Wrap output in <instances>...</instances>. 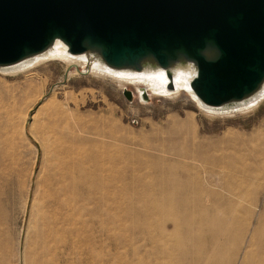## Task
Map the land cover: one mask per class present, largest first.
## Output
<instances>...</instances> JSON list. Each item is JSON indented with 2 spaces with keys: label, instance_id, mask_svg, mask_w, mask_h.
Listing matches in <instances>:
<instances>
[{
  "label": "rangeland",
  "instance_id": "1",
  "mask_svg": "<svg viewBox=\"0 0 264 264\" xmlns=\"http://www.w3.org/2000/svg\"><path fill=\"white\" fill-rule=\"evenodd\" d=\"M66 69L49 60L0 72V264H27L35 251L59 132L95 161L76 159L70 171L57 264H240L255 252L248 242L264 238V151L243 140L264 139V100L224 116L182 91L139 99L126 85L127 99L112 81ZM202 168L212 170L210 184ZM203 221L214 227L199 230Z\"/></svg>",
  "mask_w": 264,
  "mask_h": 264
},
{
  "label": "water",
  "instance_id": "2",
  "mask_svg": "<svg viewBox=\"0 0 264 264\" xmlns=\"http://www.w3.org/2000/svg\"><path fill=\"white\" fill-rule=\"evenodd\" d=\"M55 43L112 72L162 71L167 90L187 72L207 108L245 103L264 86V0H0V71Z\"/></svg>",
  "mask_w": 264,
  "mask_h": 264
},
{
  "label": "bare ground",
  "instance_id": "3",
  "mask_svg": "<svg viewBox=\"0 0 264 264\" xmlns=\"http://www.w3.org/2000/svg\"><path fill=\"white\" fill-rule=\"evenodd\" d=\"M49 60L62 61L65 64V67H69V70H67L68 74L85 73L102 77L114 82L122 89H125L126 85H131L134 89L133 93L135 92L139 99H141L142 89L146 91L147 96L149 97L155 94L172 98L176 97L178 92L182 91L192 97L200 109L211 113L226 114L224 116L251 111L264 100L263 86L257 95L245 103L223 108L203 107L198 101H196L195 97L188 89L187 81L189 74L187 72H176L173 79L174 88L172 90H167L164 85L166 78L162 71L141 74L112 72L93 60L87 61L84 56H72L67 54L63 46L59 43H55L53 49L33 60L17 64L0 72L3 74L21 72L33 67L39 62ZM32 90V86H29L26 89L27 92H32ZM31 118L33 119V116ZM30 123H32V121ZM243 142L259 146L260 151H264V139L251 136L247 140L244 139ZM50 151L51 162L46 176L43 179L41 204L34 230L35 251L30 256L27 264H57L56 259L53 256L56 252V224L59 218V210L65 201V195L69 189L68 177L70 171L73 168L76 159L95 161V157H93L89 151L82 149L81 146L76 144L74 137H71L68 134L65 135L62 132L53 136L50 142ZM201 170L202 172L200 173H204L205 175L204 182L210 184L211 181L208 183V178L213 175L212 170L206 168H202ZM189 175L192 176V174ZM262 179H264V175ZM208 195L209 191L204 195L205 202L208 201ZM261 220L262 219L259 218V221ZM205 225L212 228L214 227V225H210L207 221H203L198 224V229L201 230L202 228H205ZM37 244H39V252L37 251ZM248 244L255 246V252L249 253V251H245V254H247L246 259L245 257L241 259L242 261L240 260V264H264V238H251ZM240 250V247H237V255L240 253ZM233 264H237V262L234 261Z\"/></svg>",
  "mask_w": 264,
  "mask_h": 264
}]
</instances>
